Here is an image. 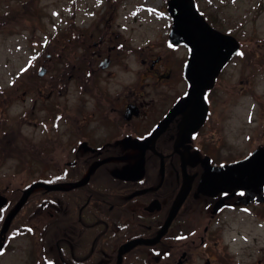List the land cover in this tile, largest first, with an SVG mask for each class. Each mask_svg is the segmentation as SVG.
<instances>
[{
    "label": "flooded vegetation",
    "instance_id": "1",
    "mask_svg": "<svg viewBox=\"0 0 264 264\" xmlns=\"http://www.w3.org/2000/svg\"><path fill=\"white\" fill-rule=\"evenodd\" d=\"M208 18L235 35L230 24ZM108 20L103 28L94 21L88 31L69 32L63 46L48 42L46 54L36 49L29 55L33 71L18 76L28 79L18 81L19 93L0 96V264H215L219 217L237 207L264 214V184L259 197L239 200L247 194L245 171L239 187L214 175L209 193L199 191L206 189V166L228 165L256 149L264 160L260 123L248 153H223L233 117H242L237 99L252 82L240 36L205 101H191L190 48L170 43V29L144 45V34L139 40ZM15 102L25 109L17 124L8 115ZM25 123L43 127L44 136L24 134ZM7 159L26 163L34 177L18 185L5 180Z\"/></svg>",
    "mask_w": 264,
    "mask_h": 264
},
{
    "label": "rangeland",
    "instance_id": "2",
    "mask_svg": "<svg viewBox=\"0 0 264 264\" xmlns=\"http://www.w3.org/2000/svg\"><path fill=\"white\" fill-rule=\"evenodd\" d=\"M197 3L209 16L220 19L226 26L230 24L228 28L236 31L235 35L240 36L246 47L248 72L245 76L252 82L244 98L246 101L237 99L235 109L241 119H236L232 110L233 133L223 152L227 157L238 158L258 143L259 123L264 126V0H197ZM167 7L168 0H0V96L19 93L18 81L21 85L28 79L24 77L22 81L18 76L27 70L26 73L33 71L34 68H28L32 64L29 55L36 49L46 54L50 41L63 46L69 42V32L88 31L94 21L103 28L110 19L113 28L121 23L122 32H137L138 39V33L144 34L145 41L139 39L140 43H156L172 22ZM80 40L73 38L72 42ZM62 89L66 90L64 86ZM235 101L236 98L232 104ZM19 106L20 103L15 102L9 107L8 115L14 124L25 112ZM22 128L24 134L29 133L33 138L44 136L43 127L34 129L25 123ZM7 160L11 169H7L5 180L18 185L21 180L30 181L34 177L33 173L27 175L26 163L18 165L16 159ZM14 172L20 176H15ZM258 213V208L237 207L219 217L216 225L217 230L220 229L221 238L217 242L221 253L215 264H264V214Z\"/></svg>",
    "mask_w": 264,
    "mask_h": 264
},
{
    "label": "water",
    "instance_id": "3",
    "mask_svg": "<svg viewBox=\"0 0 264 264\" xmlns=\"http://www.w3.org/2000/svg\"><path fill=\"white\" fill-rule=\"evenodd\" d=\"M169 11L174 18V23L170 30V42L174 45L186 44L192 48L186 76L191 87L188 92V99H203L204 92L215 80L221 66L233 56L239 48V41L232 35L226 34L207 21L205 16L199 12L195 0H169ZM262 150L256 149L248 157L224 166H206L201 180V186L206 189H199L203 193H209V180L211 176L226 178L235 181L236 186L243 185V171L247 174V194L244 200L249 203L255 195L261 193L264 184V160H262ZM262 165V169H259ZM255 181L260 189H251V182ZM32 185L28 189H34ZM217 190V189H216ZM30 190L27 191L29 193ZM185 195V194H184ZM183 195V198H184ZM180 202L177 203H181ZM219 206V205H218Z\"/></svg>",
    "mask_w": 264,
    "mask_h": 264
},
{
    "label": "snow or ice",
    "instance_id": "4",
    "mask_svg": "<svg viewBox=\"0 0 264 264\" xmlns=\"http://www.w3.org/2000/svg\"><path fill=\"white\" fill-rule=\"evenodd\" d=\"M239 55H243V53H238Z\"/></svg>",
    "mask_w": 264,
    "mask_h": 264
}]
</instances>
